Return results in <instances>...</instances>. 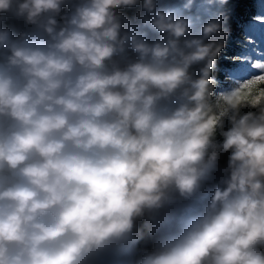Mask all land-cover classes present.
<instances>
[{
  "label": "clouds",
  "instance_id": "obj_1",
  "mask_svg": "<svg viewBox=\"0 0 264 264\" xmlns=\"http://www.w3.org/2000/svg\"><path fill=\"white\" fill-rule=\"evenodd\" d=\"M227 3L0 0V264H264V61L214 74Z\"/></svg>",
  "mask_w": 264,
  "mask_h": 264
},
{
  "label": "rangeland",
  "instance_id": "obj_2",
  "mask_svg": "<svg viewBox=\"0 0 264 264\" xmlns=\"http://www.w3.org/2000/svg\"><path fill=\"white\" fill-rule=\"evenodd\" d=\"M252 1H253L252 3L253 11L250 12V14L245 20H241V19L239 20L238 22L239 29L232 31L231 28H229L228 26V21L227 24L225 25V27L229 30V35L225 42V46L220 53V57L229 60L230 65L228 66L225 65L221 67L217 64V70L214 74L216 75V73L220 72L219 70H221L220 76H217V78L221 82H223L225 78V69L237 63V61L233 60V57L240 53L242 47H244L246 43V38L253 35L254 31H259L261 33H264V0H252ZM123 11L125 15H127L128 17H132L137 11V9H125ZM247 70L237 74H245ZM217 138L220 139V137ZM226 159H227L226 156L222 157L221 164L226 163ZM141 227L144 236V239L141 241V245L143 246L147 241V229H144L143 226Z\"/></svg>",
  "mask_w": 264,
  "mask_h": 264
},
{
  "label": "snow or ice",
  "instance_id": "obj_3",
  "mask_svg": "<svg viewBox=\"0 0 264 264\" xmlns=\"http://www.w3.org/2000/svg\"><path fill=\"white\" fill-rule=\"evenodd\" d=\"M233 60L237 63L225 69V76L247 70L250 67L248 61H264V33L254 31L253 35L247 37L244 47ZM257 66L264 67V63Z\"/></svg>",
  "mask_w": 264,
  "mask_h": 264
},
{
  "label": "trees",
  "instance_id": "obj_4",
  "mask_svg": "<svg viewBox=\"0 0 264 264\" xmlns=\"http://www.w3.org/2000/svg\"><path fill=\"white\" fill-rule=\"evenodd\" d=\"M170 3H178L179 0H169ZM253 1L252 0H228V3L223 7L222 11L225 12L227 16L228 26L232 31H235L238 28L239 20H245L251 11H253ZM199 4V0H197V5ZM197 12V7L194 6L192 9V13L195 14ZM227 45V44H226ZM217 64L221 67L230 65L229 60L222 58L219 56ZM220 72L216 73V76H220Z\"/></svg>",
  "mask_w": 264,
  "mask_h": 264
}]
</instances>
